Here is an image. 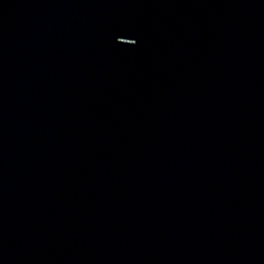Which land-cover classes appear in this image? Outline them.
Returning <instances> with one entry per match:
<instances>
[{
  "label": "water",
  "instance_id": "95a60500",
  "mask_svg": "<svg viewBox=\"0 0 264 264\" xmlns=\"http://www.w3.org/2000/svg\"><path fill=\"white\" fill-rule=\"evenodd\" d=\"M0 264H264V0H0Z\"/></svg>",
  "mask_w": 264,
  "mask_h": 264
}]
</instances>
